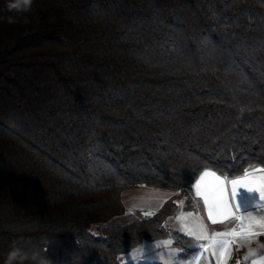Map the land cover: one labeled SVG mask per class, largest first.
Returning a JSON list of instances; mask_svg holds the SVG:
<instances>
[{
  "label": "trees",
  "instance_id": "trees-1",
  "mask_svg": "<svg viewBox=\"0 0 264 264\" xmlns=\"http://www.w3.org/2000/svg\"><path fill=\"white\" fill-rule=\"evenodd\" d=\"M233 156L264 167V0H0V264L13 247L121 264L145 241L195 246L166 226L173 201L91 227L125 213V189L187 194Z\"/></svg>",
  "mask_w": 264,
  "mask_h": 264
},
{
  "label": "snow or ice",
  "instance_id": "snow-or-ice-1",
  "mask_svg": "<svg viewBox=\"0 0 264 264\" xmlns=\"http://www.w3.org/2000/svg\"><path fill=\"white\" fill-rule=\"evenodd\" d=\"M236 159L237 157L233 156V162L227 168L217 160L215 164L217 171L211 170L213 167L211 163L203 164L201 167L205 170L202 172L200 167H197L193 170V175L199 173L198 178L186 182L185 185L187 194L193 196L194 190V199L198 198L196 210L206 211L207 220L212 225H225L224 230L213 229L209 234L208 226L199 216L195 217L198 225L195 228L189 227L184 221L193 217L192 211L181 212L176 217L180 221V231L195 237L198 241H207L200 245L196 255H200L201 250L204 253L210 252L216 257L218 264H226L233 245H236V250L239 251L243 243H250L255 238L264 236V167L237 166ZM260 163L264 164V160H260ZM199 201H202V207ZM180 204L183 205L184 201H180ZM189 207H193L191 201ZM145 214L152 215L151 212ZM169 244L170 241H163L155 247ZM155 255L159 259L167 254L157 252ZM126 259L131 260L132 256L126 255ZM244 259L247 260V257ZM262 262L264 257L259 261L252 260L251 264ZM176 264H179V261ZM236 264H240V261L237 260Z\"/></svg>",
  "mask_w": 264,
  "mask_h": 264
},
{
  "label": "crops",
  "instance_id": "crops-1",
  "mask_svg": "<svg viewBox=\"0 0 264 264\" xmlns=\"http://www.w3.org/2000/svg\"><path fill=\"white\" fill-rule=\"evenodd\" d=\"M257 197H258V194H257ZM121 198H122V202L125 206L126 211L123 215H120V216L128 217L129 219V221L127 222L128 224L132 222L145 220V219L152 217L164 206L166 202L173 201L178 205V211L172 217H170L166 222V226H168L170 229L178 231L179 233L187 237H192V236H188L185 232L180 231V221L176 219V217L181 212L187 213L188 211L197 213L204 220V223L208 226L210 233L213 229L224 230L225 228V225H220V224L212 225L211 222L207 220L206 211L196 210L195 204L198 201V198L194 199V190H193V196H189L188 194H183L180 192H173V191L162 190V189H157V188L138 186V187L125 189L122 192ZM183 199H187L188 202L191 201L193 204V207L190 208L189 203L187 205H181L180 201H182ZM199 203L201 204V207H202V201H199ZM242 211L243 209H241V212ZM148 212H151L152 215L145 214ZM184 223L187 224L189 227H193V228H195L198 225V221L193 218H189L188 220L184 221ZM261 237L262 236L255 238L250 243H247V242L243 243L242 247L247 248L246 250L248 251L247 252L248 255L249 253H252L248 256L247 264H251V261L254 259L259 261L261 260L262 257H264V242L261 243L262 239L259 240L258 242V239ZM192 238L195 239V237H192ZM143 243L140 245L149 246V244H143ZM256 244H257L258 250L255 253H253V251L252 252L249 251L250 249L254 250L256 248ZM170 245L171 243L169 244V246ZM123 255L124 254H122L119 259L121 264H150V263H145L146 261H144V259L143 261H133L132 260V261L125 262L123 261ZM197 258L198 257H196L195 259ZM262 264H264V262H262Z\"/></svg>",
  "mask_w": 264,
  "mask_h": 264
},
{
  "label": "rangeland",
  "instance_id": "rangeland-1",
  "mask_svg": "<svg viewBox=\"0 0 264 264\" xmlns=\"http://www.w3.org/2000/svg\"><path fill=\"white\" fill-rule=\"evenodd\" d=\"M182 201H184L183 205H187L189 203L187 199H183ZM196 216H199V215L197 213H193L192 218L195 219ZM128 221H129L128 217L116 216L115 218H113L107 223L92 225L91 232L97 236H101L102 234L101 230L103 228L123 226V225L128 224L127 223ZM209 234L211 233L209 232ZM262 237L258 239V242L261 239H262L261 243L264 242V237L263 238ZM187 238L193 239L194 241H196L197 244L195 246H192L193 244H189L185 249H182V248H178L175 246L174 244L175 241L171 237L160 239V240H155V241H145V243L143 244H149V246H143L140 244L137 245L131 251L123 255V261L125 262L132 261V260L133 261H143L144 259V261H146L145 263H150V264H176L177 261H179V264H218L216 257L212 256L210 252L204 253L201 250V254L198 256L196 255L197 250L200 249V245L207 243V241H198L192 237H187ZM163 241H170L171 245L155 247L156 245L161 244V242ZM246 249L247 248L240 247L239 251H237L236 245H233L231 248L230 257L227 259L226 264H236L237 260L240 261V264H247L248 256L252 253H249L248 255L247 253L248 251ZM192 250H194V252H192ZM257 250L258 248L256 244V248L254 250L250 249L249 251L251 252L253 251V253H255ZM157 252H163V253H166L167 255H163L159 259H157L155 255ZM187 253H191V254H187ZM184 254H186L187 256H185ZM126 255H131L132 259L131 260L126 259ZM172 257H175V259H172ZM196 257L198 258L195 259ZM244 257H247V260H245Z\"/></svg>",
  "mask_w": 264,
  "mask_h": 264
},
{
  "label": "clouds",
  "instance_id": "clouds-1",
  "mask_svg": "<svg viewBox=\"0 0 264 264\" xmlns=\"http://www.w3.org/2000/svg\"><path fill=\"white\" fill-rule=\"evenodd\" d=\"M25 3L30 5V0H25ZM10 7L20 9V6L16 3L11 4ZM26 261H31L32 264H50V261L41 256L39 250L35 248L26 251L18 247H13L5 257V264H25Z\"/></svg>",
  "mask_w": 264,
  "mask_h": 264
}]
</instances>
